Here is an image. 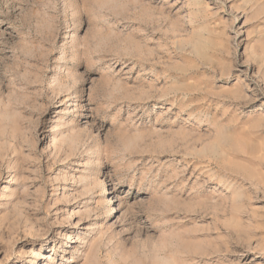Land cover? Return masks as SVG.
Masks as SVG:
<instances>
[{
    "label": "clouds",
    "instance_id": "clouds-1",
    "mask_svg": "<svg viewBox=\"0 0 264 264\" xmlns=\"http://www.w3.org/2000/svg\"><path fill=\"white\" fill-rule=\"evenodd\" d=\"M223 3L231 5L228 21L219 20L218 12L225 11L221 0H215L216 9L210 0H163L162 6L153 0H0V173L35 166L40 178V160L49 149V159L67 165L59 202L80 208L76 215L86 223L77 229L82 238L69 264H210L209 258L228 251L229 244L243 246L256 238L247 232L243 193L226 204L228 213L244 216L241 227L223 219L211 230L185 226L228 213L219 197H193L202 187L199 178L184 197L177 188L183 169L162 171V155L171 160L179 153L200 164L206 178L216 174L218 187L234 185L237 177L224 173L214 159L203 167L210 158L186 150L184 140L134 135L130 105L141 90L129 88L128 75L113 70L131 63L141 76L164 80L168 87L147 92L182 105L193 130L206 126L223 134L239 126L241 105L256 99L264 104V88L250 89L252 96L242 90L238 97L210 89L222 71L227 75L241 65L256 69L249 80L264 83V0ZM193 36L202 47L190 55L180 46ZM160 56L171 62L161 63ZM257 118L264 119V111ZM40 137L51 138L49 149L37 150ZM110 176L138 188L139 198L114 209L104 199ZM39 195L25 191L19 198L24 226H31L28 213L43 203ZM30 197L36 202L26 203ZM16 228L23 230L19 223Z\"/></svg>",
    "mask_w": 264,
    "mask_h": 264
},
{
    "label": "rangeland",
    "instance_id": "rangeland-1",
    "mask_svg": "<svg viewBox=\"0 0 264 264\" xmlns=\"http://www.w3.org/2000/svg\"><path fill=\"white\" fill-rule=\"evenodd\" d=\"M210 3L216 9L215 0H210ZM221 3L225 11L218 12L219 20L228 21L230 20L228 9L231 5L223 3V0ZM153 4L162 6L163 0H153ZM242 23L243 19L239 20L236 27ZM81 34L83 35V32ZM227 34L235 35L232 31H228ZM180 47L181 51L191 55L198 53L202 45L200 38L193 36L190 43L182 42ZM244 48L245 43H241L239 51L243 52ZM159 60L164 64L171 62L165 60L163 56H160ZM113 70L121 75H128L129 88L141 90L140 97L132 100L130 105L131 110L135 112L134 135L150 136L157 141L184 140L187 142L186 150L195 152L198 149L200 153L210 158L203 167H209L214 159L224 173L237 177L234 185L218 187V182L212 179L216 174L211 173L206 178L201 172L200 164L187 162L179 153L171 160L167 154L162 155L160 160L165 164L162 171L179 173L183 169L179 177L182 184L178 182L177 188L182 187L184 197L196 187L198 178L202 187L192 193L193 197L201 200H206L209 196L212 199L219 197L224 202L226 213H228L226 204L231 196L243 193L248 197L245 213L247 232L254 233L256 238L243 246L229 244L228 251L209 258L210 264H264V224L260 222L264 218V131L260 130L264 119L257 118L260 112L264 111V104L260 103V99H256L241 105L243 116L240 119L243 122L239 126L233 125L226 133H214L206 126L193 130L187 126L190 114L181 112L182 105L170 102L171 98L165 101L152 99L147 92L150 88L168 87L164 80L155 83L156 78L151 74L145 73L141 76L140 67L138 65L134 67L131 63L117 64ZM255 70L254 67L241 65L239 69H233L227 75L222 71L210 91L238 97L243 90L248 96H252L250 89L264 88V83L258 84L255 79H248ZM194 86L199 87V84L194 83ZM257 96L259 97V92ZM127 107L129 106L126 105ZM44 119H47V113ZM106 129L110 130L108 125ZM192 137H195L196 143H192ZM50 144V137H40L37 150L49 149ZM50 156L51 149L40 160V178L36 177L35 166L28 169H7L0 173V264H69L78 252L77 244L82 235L77 229L86 227V223L76 215L81 212L80 208L59 202L65 195V185L61 177L66 172L67 165L63 161L58 162L56 158L49 159ZM205 179L208 180L206 184ZM25 191L39 193V199L43 202L28 213L30 227L24 226L25 221L17 207L19 198ZM138 191L139 189L133 187L127 180L119 176H110L109 181L105 182L104 199L112 201V207L115 209L123 202L131 205L139 198L136 195ZM174 194L175 190L170 195ZM25 202L36 201L30 197ZM121 214L122 211L116 215ZM220 219L237 228L245 223L244 216L228 213L215 219L200 218L195 224L185 221V226L211 230L218 226L217 222ZM18 223L23 230H17Z\"/></svg>",
    "mask_w": 264,
    "mask_h": 264
}]
</instances>
